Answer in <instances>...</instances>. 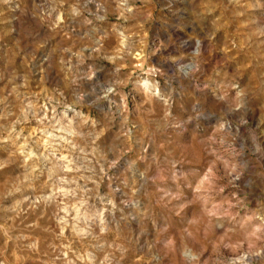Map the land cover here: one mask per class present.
<instances>
[{
    "label": "rangeland",
    "instance_id": "obj_1",
    "mask_svg": "<svg viewBox=\"0 0 264 264\" xmlns=\"http://www.w3.org/2000/svg\"><path fill=\"white\" fill-rule=\"evenodd\" d=\"M0 264H264V0H0Z\"/></svg>",
    "mask_w": 264,
    "mask_h": 264
},
{
    "label": "bare ground",
    "instance_id": "obj_2",
    "mask_svg": "<svg viewBox=\"0 0 264 264\" xmlns=\"http://www.w3.org/2000/svg\"><path fill=\"white\" fill-rule=\"evenodd\" d=\"M149 85V84H148Z\"/></svg>",
    "mask_w": 264,
    "mask_h": 264
}]
</instances>
